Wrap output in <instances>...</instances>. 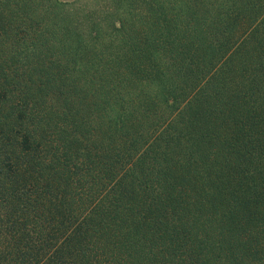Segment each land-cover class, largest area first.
Listing matches in <instances>:
<instances>
[{
  "label": "trees",
  "instance_id": "obj_1",
  "mask_svg": "<svg viewBox=\"0 0 264 264\" xmlns=\"http://www.w3.org/2000/svg\"><path fill=\"white\" fill-rule=\"evenodd\" d=\"M102 5L0 0V264H264V0Z\"/></svg>",
  "mask_w": 264,
  "mask_h": 264
},
{
  "label": "rangeland",
  "instance_id": "obj_2",
  "mask_svg": "<svg viewBox=\"0 0 264 264\" xmlns=\"http://www.w3.org/2000/svg\"><path fill=\"white\" fill-rule=\"evenodd\" d=\"M16 1V0H14ZM59 1H62V2H65V3H74V6L78 5L80 6V8H83L85 10H88V9H93L95 10L94 12H101L102 10V4L105 2V0H59ZM45 3V2H43ZM48 3V2H46ZM50 3V2H49ZM14 5V3H12ZM102 5L100 8L99 6ZM41 12H44V11H41ZM37 17V13H32L30 15V18L31 19H34Z\"/></svg>",
  "mask_w": 264,
  "mask_h": 264
}]
</instances>
